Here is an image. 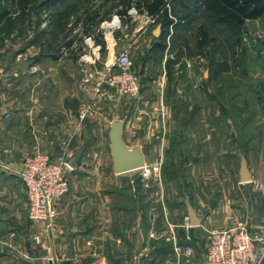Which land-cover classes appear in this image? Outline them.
<instances>
[{
	"label": "rangeland",
	"instance_id": "1",
	"mask_svg": "<svg viewBox=\"0 0 264 264\" xmlns=\"http://www.w3.org/2000/svg\"><path fill=\"white\" fill-rule=\"evenodd\" d=\"M136 1L0 0V10L8 13L5 27L10 37L13 35L12 41L21 45L10 52L34 44L37 57L46 53L70 57L82 79L85 70L103 74L107 50L105 36L97 32L114 15L121 17V29L113 35V50L115 55L126 52L130 56L141 82L139 98L119 97L91 79L83 82L94 89L93 95L104 97L90 95L83 100L84 108L78 109L73 103L71 112L58 114L57 134L52 137L60 136L63 141L57 154L36 151L49 155L52 161L58 155L69 160L74 150L83 147L84 159L80 157L77 164L83 160L84 174L86 170H103V175H111L103 194L111 200L107 209L121 214L119 220L117 216L111 222L105 220L108 232L104 248L97 253L98 261L105 264H129L132 235L128 232L135 220L144 243L160 248L170 245L173 250L174 238H166L174 227L172 220L177 219L179 230L186 233L183 217H176L180 214L177 208L183 209V194L190 196L198 214L206 213L209 218L205 228L188 231L200 237L201 244L210 231L246 223L249 226L264 217V17L245 21V32L216 24L202 4L181 7L176 0H163L166 18L172 24L162 27L165 45L156 53L154 44L160 40L151 31L158 25L161 30L165 16H154L151 23ZM132 9L136 14L128 17ZM200 29L208 33V45L198 52L195 46ZM135 32L136 36L146 33L136 43H129ZM96 33L103 46L100 64L94 65L95 70L83 64L81 67L77 59L82 38ZM72 42L76 53H62ZM37 96L30 95L26 103L31 105ZM70 116L77 122L73 134L78 131V136L86 140L82 146H70L67 127L63 126ZM112 121L122 122V140L128 146L145 137L142 146L147 150L146 164H159V175L142 178L139 170L119 175L113 172L108 136ZM32 136L37 137L36 131ZM54 145L47 143L44 148L49 150ZM241 153L254 180L246 186L236 183ZM87 175L90 177V172ZM81 178V174L77 180L67 177L69 183ZM256 184L262 188H256ZM159 260L160 254L154 263L161 264Z\"/></svg>",
	"mask_w": 264,
	"mask_h": 264
},
{
	"label": "crops",
	"instance_id": "2",
	"mask_svg": "<svg viewBox=\"0 0 264 264\" xmlns=\"http://www.w3.org/2000/svg\"><path fill=\"white\" fill-rule=\"evenodd\" d=\"M4 23L5 20H0V264H105L97 259L98 251L104 248L103 241L108 232L105 231L107 227L105 220L110 221L116 216L119 220V214H121L120 212L116 214L114 209H107V204H110L111 200L109 196L103 194L108 178L110 180L112 178L111 175H103V170H86L84 174V162L81 160L79 165L77 164L76 168L67 174V177L69 175L71 179L75 177L77 180V175L81 174L83 178L79 182L71 180L73 183H69L67 179L69 191L57 201L60 214L50 223V229H47L46 223L28 220L25 191L15 174V171L19 169V162L24 157L33 155L37 149L48 151L52 155L59 152L58 148L63 139L60 136L52 137V134H57L55 130L58 114L66 115L71 112L73 103L78 106V109L84 108V98L92 96L94 89L84 85L82 76L78 73L77 64L70 57H57L51 53L37 57L34 44L25 47L23 51L19 49L10 52V49L13 50L21 45L12 41V34L10 37V33L4 31ZM145 33L141 32L138 37L135 32L128 42L135 41L136 43L138 38ZM70 46H76V44L72 42ZM18 54H23L26 57L25 60L17 62ZM25 61L32 63L27 71L21 67ZM166 61L168 62L167 59L164 63L161 62L164 67ZM148 63L145 62V65ZM163 77H166V74ZM34 93L38 96L33 98L31 105H28L26 101ZM94 96L95 98L104 97L103 94L97 93ZM75 122L76 120L70 116L63 126L67 127L70 146L78 143L82 146L86 140L83 136H78V131L77 134H73L76 130ZM35 131L37 137L32 136ZM71 134L75 137L73 138ZM142 140H145V137L135 139L133 145L139 142L145 160L144 164H146L147 150L142 146ZM123 142L128 146L124 140ZM47 143L55 145L47 150L44 148ZM133 145L128 147L131 148ZM78 151L82 152L81 157L83 156L84 159L83 147L74 150L70 154L71 157ZM82 170L83 173H81ZM88 172L91 174L90 177L87 175ZM250 174L251 181L245 184L253 183L252 173ZM100 176H103L104 180L101 181ZM236 183L246 186L239 183V174ZM89 193L90 195H87ZM185 196L197 211V215H204L201 224L190 230L205 228V225L209 223L207 214H198V209L190 196L183 194L184 201ZM184 201L182 202L183 209L177 208L180 214H176V217L180 219L186 215ZM172 221L174 227H171V233H168L166 238L169 240L174 238L172 245L191 248L192 256L178 257L170 245L164 250L160 247H150L148 241L144 243L145 239H142L141 233L137 231L138 226L135 220L134 226L129 227L128 232V235H132L129 264H157L154 262L158 254H160L161 264H206V239L205 243L201 244L200 237L191 236L190 231L188 234L180 231L179 221L177 219ZM246 224L235 227H243L248 233L260 239L256 244L257 248L264 246V217L259 219L258 223H249V226ZM176 227L178 229L174 230ZM35 237L38 243L34 241ZM119 252H121L120 249Z\"/></svg>",
	"mask_w": 264,
	"mask_h": 264
},
{
	"label": "built area",
	"instance_id": "3",
	"mask_svg": "<svg viewBox=\"0 0 264 264\" xmlns=\"http://www.w3.org/2000/svg\"><path fill=\"white\" fill-rule=\"evenodd\" d=\"M135 14L134 9L127 12L128 17ZM144 14L147 15L146 12ZM150 18L153 23L154 18L151 16ZM120 19V16L114 15L110 22L103 23L97 32L105 36L104 48L107 50V58L102 64L103 74L96 71L94 67L100 64V53L103 47L98 41L97 33L82 38L77 60L79 66L82 67L83 64L95 70L91 74L84 71V83L91 79L96 81L98 86L104 85L107 89H112L119 97L137 100L142 87L140 79L133 71V62L126 52L115 55L113 50L115 46L113 35L121 29ZM70 50L76 53V46L64 48L62 53L66 54ZM25 58L23 54H18L16 61L22 62ZM71 170L64 155H58L52 161L49 155L36 152L22 160L15 174L25 191L28 220L46 223V228L50 229V223L60 214L57 201L69 191L67 173ZM139 172L142 178L154 177L159 175L160 166L157 163L144 164ZM256 188H262V186L256 184ZM183 221L182 227L187 233L192 228L189 224V217L185 215ZM34 241L38 243L37 237ZM258 241L260 239L248 233L243 227L210 231L206 236V264H262L264 246L257 248ZM173 252L178 257L180 255L188 258L192 256L191 248L177 244L173 245Z\"/></svg>",
	"mask_w": 264,
	"mask_h": 264
},
{
	"label": "trees",
	"instance_id": "4",
	"mask_svg": "<svg viewBox=\"0 0 264 264\" xmlns=\"http://www.w3.org/2000/svg\"><path fill=\"white\" fill-rule=\"evenodd\" d=\"M176 3L181 7H185L190 3L194 5L202 4L206 12L215 17L214 21L216 24L231 26L236 30L243 29L245 32L246 29L243 28L245 21L264 17V0H176ZM136 4L139 9L144 10L148 16L154 17L159 14L165 16L161 22V31L158 37H156V40H160V42L158 41L155 43L153 48L157 53L165 45L162 27H168L172 24V21L166 18L167 11L164 9L165 3L163 0H137ZM7 18V11L0 10V20H5L6 23ZM5 23L3 29L9 34V30L5 27ZM197 39L195 48L200 52L201 49L208 45V33L200 29ZM241 155L244 154L241 153ZM161 248L164 249L165 246Z\"/></svg>",
	"mask_w": 264,
	"mask_h": 264
},
{
	"label": "water",
	"instance_id": "5",
	"mask_svg": "<svg viewBox=\"0 0 264 264\" xmlns=\"http://www.w3.org/2000/svg\"><path fill=\"white\" fill-rule=\"evenodd\" d=\"M160 33V25H158L152 32L154 37H158ZM253 39L256 35H252ZM31 61H25L22 63L21 67L23 70H28L31 66ZM122 122L112 121L110 123L109 130V141H110V154L112 157V170L116 174H124L127 172H132L139 170L143 167L145 160L141 152V147L137 141L133 147L129 148L122 140ZM82 152H76L68 160V165L71 169L76 168L77 160L81 157ZM239 183L245 184L251 181V174L247 166V160L244 155H240L239 162ZM186 215L189 217V224L192 227H197L201 224L203 216H198L195 209L191 206L188 197L185 196L184 201Z\"/></svg>",
	"mask_w": 264,
	"mask_h": 264
}]
</instances>
